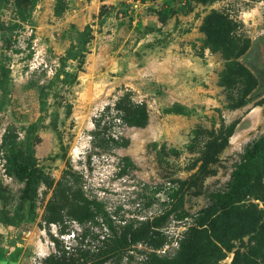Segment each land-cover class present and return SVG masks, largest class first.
Masks as SVG:
<instances>
[{
  "label": "rangeland",
  "instance_id": "rangeland-1",
  "mask_svg": "<svg viewBox=\"0 0 264 264\" xmlns=\"http://www.w3.org/2000/svg\"><path fill=\"white\" fill-rule=\"evenodd\" d=\"M124 93L146 124L114 119L105 134L126 145L105 146L92 119ZM262 133L264 0H0V264H141L191 239L185 264H264V148L229 188ZM14 156L50 185L25 189ZM62 176L64 209L78 187L116 235L166 213L163 242L100 259L114 236L100 216L42 218Z\"/></svg>",
  "mask_w": 264,
  "mask_h": 264
},
{
  "label": "trees",
  "instance_id": "trees-1",
  "mask_svg": "<svg viewBox=\"0 0 264 264\" xmlns=\"http://www.w3.org/2000/svg\"><path fill=\"white\" fill-rule=\"evenodd\" d=\"M128 97V94L124 93L121 97L114 101L111 107H103L102 110L98 111L97 115L92 119L93 129L90 131L92 138L96 139L105 146L106 144H110L115 147H124L126 145V140L124 138L121 136L114 137L105 134L106 130H108L111 124H113V120L116 119L121 124L129 127H143L146 124L147 114L144 104L142 102L132 103ZM41 98L42 97L39 96L40 100ZM110 110L113 111L112 114ZM263 148L264 133L257 136L243 149L241 159L235 164V167L231 172L230 189L242 186L247 163L255 157L260 156ZM121 160L124 162L123 168L133 166L128 157H123ZM11 164L14 168L16 176L24 181L25 189H32L38 182H42L47 186L50 185V180H48L46 175H44L43 172H41V170H39L36 166L22 162L18 160L16 156L12 157ZM62 179H64L63 176L59 181H57L56 188L52 192V200L55 202L51 203L50 201L47 205H45L42 218L47 222H54L57 219L60 220L64 214L69 219L75 221V223L84 224L86 221L94 218L95 216H100L101 221L105 224L106 228L113 232L112 234L114 235L110 245L103 242V247L99 246L96 248L97 252L95 254L99 255L100 259L114 255L117 251V246H124L136 241H141L149 247L157 249L163 242L165 236L160 231L159 222L166 213L154 216L149 220L145 219L143 221H137L138 224L134 227H132L131 224H127L124 227L123 232L116 235L111 226V221L108 215L101 208L102 204L94 198H86L78 187L71 190V194L74 196L76 204H73L72 208H63L65 207V201L67 198L65 192H69L68 189L71 185H66ZM227 195L228 191H224L214 194L213 198L214 201H217ZM205 209L206 208L200 209L198 213L206 215L207 211ZM185 215L186 213H175V216L179 218ZM84 235L85 232L81 233V236ZM195 244L196 240L194 239L187 241L186 244L181 242L178 246V250L170 256L157 255L154 252H148L143 258H141V264H185L186 262H189L187 260L190 258L192 247ZM116 260L118 261L119 257H117Z\"/></svg>",
  "mask_w": 264,
  "mask_h": 264
},
{
  "label": "built area",
  "instance_id": "built-area-1",
  "mask_svg": "<svg viewBox=\"0 0 264 264\" xmlns=\"http://www.w3.org/2000/svg\"><path fill=\"white\" fill-rule=\"evenodd\" d=\"M50 226H52V227H55V225H54V224H52V223H50ZM52 231H53V233H54L55 235H57V232H56V230H55V229H53ZM60 236H62V235L60 234ZM64 236H66V234H64Z\"/></svg>",
  "mask_w": 264,
  "mask_h": 264
}]
</instances>
